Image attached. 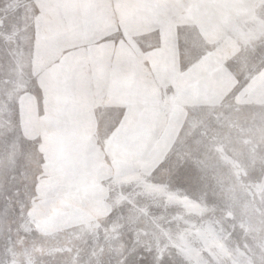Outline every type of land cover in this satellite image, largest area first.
<instances>
[{
    "label": "rangeland",
    "instance_id": "rangeland-1",
    "mask_svg": "<svg viewBox=\"0 0 264 264\" xmlns=\"http://www.w3.org/2000/svg\"><path fill=\"white\" fill-rule=\"evenodd\" d=\"M0 264H264V0H0Z\"/></svg>",
    "mask_w": 264,
    "mask_h": 264
}]
</instances>
